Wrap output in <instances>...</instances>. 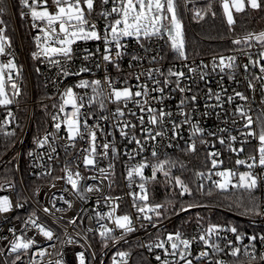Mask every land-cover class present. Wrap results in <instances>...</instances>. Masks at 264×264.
<instances>
[{"label": "built area", "instance_id": "built-area-1", "mask_svg": "<svg viewBox=\"0 0 264 264\" xmlns=\"http://www.w3.org/2000/svg\"><path fill=\"white\" fill-rule=\"evenodd\" d=\"M8 4L18 51L7 37L4 42L5 52L0 55V65L11 61L15 68L4 69L5 90L12 103L0 105V131L15 132L23 108H26V114L16 141L0 157V196L9 197L13 205L8 212L0 213V264H13L14 261L15 264H56L57 261L60 264H80L81 253L85 264H113L114 257L118 264H161L156 259L158 255L161 260H175L178 264H185L178 256L166 255L163 249L154 247L157 242L166 240L169 233L176 232H180L183 239L192 241L191 255L186 257L192 260V264H216V261H222L223 264H264V259H261L264 256V242L259 239L264 236V167L256 166L251 169L259 178L256 187L261 195L258 213L254 216H240L222 210L236 219L237 223L230 226L202 223L190 227L175 225L177 217L193 209L168 218H164L163 214L157 217L155 212L138 211L145 204L155 206L150 205L148 199L146 202L138 199L141 194L139 185L151 181L153 166L159 165L165 156L181 148L193 144L195 147L202 146L207 150L211 165L212 159L223 162L216 168L212 166L205 176V183L210 185L212 182L207 179L210 173H213V180H218L220 178L214 175L216 171H249L246 165H237V160L251 163L249 157L253 155L258 160V140L244 135L249 129L245 128V119L237 112V108L242 107L254 121L264 112V73L260 72V66L264 65V59L260 57L264 44L255 39L245 42L247 34L236 37L243 46L228 53L181 57L171 48L167 33H163L151 38L142 37L139 43L135 38L124 39L122 43L125 47L118 58L115 56V47L110 46L115 62L109 63L102 58L105 48L103 41H78L72 46V59L66 61L63 57H53L61 61L56 65L43 55V38L40 41L41 47L37 46L35 38L42 37V33L33 27L34 21L29 9L21 5L17 14L13 1L8 0ZM184 4L187 6L188 0H184ZM48 7L49 11H54L51 0ZM101 7L100 0H96L90 19L103 34L108 21L99 15ZM103 7L110 9L111 3ZM20 21L27 31L28 43L23 39ZM35 23L44 26L41 22ZM0 29L4 30L2 23ZM89 52L93 53L91 58L84 59ZM33 53H37V57L34 58ZM232 56L236 58L235 67L225 68L221 72L220 58L224 57L227 63V58ZM252 61H259V64ZM20 62L23 64V75L19 72ZM30 62L34 63L41 83L38 99L35 97ZM244 65H248V68L245 69ZM81 68L89 71L80 72ZM169 69L183 72L184 76H169ZM64 70L70 74L65 75ZM9 75L11 80H8ZM137 76L139 80L136 79ZM106 78L115 88H130L133 92L142 91L143 86L147 85L146 107L163 110L171 113V116H166L161 124H150V114L146 110L140 111L135 103L136 100L143 103L145 97H133L127 102V106L123 101L114 102L107 98L111 89L105 82ZM85 80L89 83L100 80L102 97H97L92 87L78 86ZM165 80L168 81L167 84ZM12 83L17 85L18 95L14 94ZM68 88H72L78 106L83 105L80 107L81 135L75 140L68 139L65 125L62 124L61 129L57 130L54 125L60 121L53 120L54 116L63 118L64 114L59 109L63 104V93ZM160 88L163 92L158 90ZM179 88H184L185 91L181 92ZM237 92L242 93L247 100H241L236 96ZM217 95L219 100L216 99ZM193 96L196 97L195 100H192ZM229 97H232L231 101ZM181 100L185 101L184 105L180 104ZM117 108L124 112L123 116L117 114ZM37 110L45 121L44 126L39 125L34 129ZM65 111L72 118L71 105H67ZM181 112L186 114L187 122ZM141 116L144 117L143 124L139 120ZM85 121L87 128L84 127ZM125 123L135 127H125ZM174 125H180L175 132ZM89 128L96 131V163L86 166L83 161L89 155L91 146ZM195 128L201 131L195 132ZM252 128L259 131L256 123H253ZM144 129H149L153 136L157 132L162 135L153 140ZM122 131L127 135H122ZM46 135L49 142L40 147L38 141ZM233 136L236 137L235 141L231 140ZM221 139L224 143L220 142ZM136 140L140 141L139 145ZM105 143L109 144L107 155H103L105 149L102 146ZM241 148L243 151H239ZM153 151L156 156L152 155ZM210 153L219 155L210 156ZM141 163L148 165L143 169L145 179L142 180L135 174L129 179V170ZM65 169L73 174L79 172V193L68 183ZM100 169L105 171L102 173ZM88 187H92L93 191H87ZM45 208L49 211L45 212ZM113 209V218L124 215L131 218L134 231L125 232L116 228L107 217V213ZM159 211L161 212L160 209ZM32 220L51 230L54 233L53 239L44 237L32 224ZM73 220L75 223L70 222ZM101 225L114 229L112 238L106 240L100 236ZM212 225H218L222 229H237V233L225 230L210 238L206 236L212 243L219 244L223 251L216 252L199 239ZM237 234L243 237L242 241L236 240ZM252 236L257 239L250 241L249 237ZM17 237L25 241L32 239L35 243L28 250L21 249L13 253L11 246ZM69 240L72 242L69 243ZM229 241H232L233 246L241 248L240 255H230ZM245 246L249 253H254L255 259L245 254ZM166 247L169 246L166 244ZM41 250H46V254L40 256ZM202 251H207L209 255L200 257ZM118 252L128 255L122 260L116 255ZM17 256H20L19 260L16 259Z\"/></svg>", "mask_w": 264, "mask_h": 264}, {"label": "snow or ice", "instance_id": "snow-or-ice-1", "mask_svg": "<svg viewBox=\"0 0 264 264\" xmlns=\"http://www.w3.org/2000/svg\"><path fill=\"white\" fill-rule=\"evenodd\" d=\"M52 4L54 5V11H49L48 3L49 0H20V3L29 9V14L34 21L33 27L38 28L39 31L42 33L41 36H37L35 39L37 41V46L41 47L40 41L43 38V46L42 52L46 59H49L51 63L59 65L61 61L59 59H53V57H63L66 61H70L73 56V48L72 46L77 43V41H103L105 44L103 60L109 63H114V58L112 55V47H115V56L118 58L121 56V50L125 47L122 41L126 38H135L139 43L141 38H151L153 36H160L163 33H167L168 39L171 42V48L178 52L181 57L185 56L184 53V40H183V26L179 18L177 17L176 12V3L175 0H100L101 10L99 15L102 16L108 23L105 26L103 34L99 30H97L96 24L90 19L91 14L94 11L96 0H51ZM2 3V0H0ZM111 3V8H105L104 5H108ZM221 7L223 9V13L227 18V22L229 25H232L235 21L233 19V10L235 12H243L246 7H250L252 9H259L261 7L260 0H221ZM5 9L0 7V14H3ZM214 14V13H213ZM196 16H200V12H196ZM113 17V19H109ZM41 22L44 26L41 27ZM167 22V23H166ZM2 23V21H0ZM6 37L4 35L3 29H0V55H3L5 52L4 42L6 41ZM255 39L256 41L264 44V32H260L259 34H249L245 37V42ZM233 43L240 44L241 40L237 39L234 40ZM99 51V49H97ZM37 53H33L34 58L37 57ZM93 53H87L84 59H90ZM261 59H264V51L260 53ZM133 59H137V57H133ZM155 60V57H153ZM235 57H228L227 63L225 62V58L221 57L219 60V67L220 71L223 72L225 68L232 69L235 67ZM254 64H259V61H252ZM216 65H214L215 67ZM245 69L248 68V65H244ZM15 65L9 61L8 64L0 65V105H8L12 103V100L8 97V93L5 90V76H4V69H13ZM89 71L87 68H81L80 72ZM260 72L264 73V65L260 66ZM65 75H69L70 73L67 70H64ZM151 75V72L149 73ZM169 76H176L178 78L183 77V72H174L169 69L168 72ZM139 80V76L136 77ZM8 80H11V76H8ZM105 82L107 83L108 87L111 91L108 94V99L114 100V102H125V106H127V102L132 100L133 97H145L143 103L140 100H136L135 103L139 106L140 111H147L149 115L148 122L152 125L161 124L164 122V118L166 116H171V113H166L163 110H157L152 107H146L148 105V90L147 85L143 86L142 91L133 92L130 88H123L117 89L113 86L112 82L106 78ZM168 81L165 80V84ZM79 87H92L93 92L96 93L97 97H102V88H101V81L94 80L89 83V81H82ZM177 86L179 87V79L177 80ZM252 85L250 84V87ZM11 88L14 90V94H19V89L15 83L11 84ZM157 89H153L156 91ZM159 91L163 92V89H158ZM181 92H184V88H179ZM236 96H238L241 100H247L242 93L237 92ZM63 104L60 106V113H63V118L59 116H54L53 120H57L60 122L55 123L54 127L59 130L61 129L62 124L66 126L68 132V139L75 140L77 136L81 135L80 128H81V120H80V107L83 105L80 104L78 106L77 99L72 88H68L62 96ZM155 99V97H153ZM196 97L193 96L192 100H195ZM217 100L220 99L219 95L216 97ZM229 101L232 100V97L228 98ZM101 107H103V99L100 101ZM181 105L185 104L184 100L180 101ZM67 105H71L73 109L72 118H69L68 113L65 111V107ZM237 112L241 115L242 118L245 119V128L249 129L245 136L252 137L258 140V160L257 156L253 155L249 157L251 163L245 160H237V165H246L249 171L246 172H235L231 169H225L222 171H216L214 173L215 176L219 177L218 180H213L212 175L210 173L207 177L212 182V185L215 189L222 193H228L233 189L242 190L241 191V198L243 197L244 193H247L249 200H254L252 196L253 191L256 189L258 184V177L253 174L251 169L256 166L264 167V112L258 115L253 120L251 115H248L247 112L244 111L242 107L237 108ZM117 114L119 116H123L124 112L117 108ZM135 115V113H132ZM181 115H185V122H187V116L185 113L181 112ZM11 116V113H9ZM102 119H106V117H102ZM140 123H144V117H139ZM253 123H256L259 127V131L257 132L255 129L252 128ZM125 127H135V125H131L129 123H125ZM84 127L87 128V122L85 121ZM98 127V125H97ZM180 125H174L173 131L179 128ZM145 132L148 133V137L151 139H155L156 136L162 135L161 132H157L155 136L151 134L149 129H144ZM201 129L195 128V132H200ZM122 135H127L125 132H121ZM88 135L90 137L91 146L89 149V155L84 157V164L88 165H95L96 161L94 159L96 153V131L94 129H88ZM135 139V137H133ZM231 140L235 141L236 137H231ZM49 142V137L46 135L43 139L38 141V145L43 147L46 143ZM224 143L223 139L220 141ZM136 143L139 145L140 141L136 140ZM103 149L105 152L103 155H107V149L109 148V144H103ZM114 150V149H113ZM189 151H195V145H190L188 148ZM236 151V149H232ZM55 151V149H53ZM239 151H243L241 148ZM153 156H156V152L153 151ZM210 156H218V153H210ZM168 161H162L159 165L153 166V174L151 179L155 180L157 171H164V167L168 164ZM213 168H216L219 164H222V161H218L216 159H212L211 161ZM148 165L145 163H141L128 172L129 179L132 178L133 174L140 176L142 180H144L143 176V169ZM67 173V181L71 184L72 189L76 190L79 193L78 181L80 179L79 172L73 174L71 171L65 169ZM103 173L105 170L100 169ZM164 175L167 176L168 172H164ZM198 176H203V173H198ZM75 176V178H74ZM175 183L178 185L182 190L180 195L183 196L184 194H191V190L188 188L187 185L180 180L179 177L175 178ZM141 189V194L138 196L140 201H147V189L145 188V184L141 183L139 185ZM203 188V185H201ZM99 190V189H96ZM87 191H93L92 187H88ZM211 194V192H209ZM65 203H69L65 201ZM12 202L10 201L9 197L7 196H0V213H6L12 208ZM69 203V207H70ZM163 205H155L149 207L145 204L144 207H139L138 211L144 213L145 211L148 212H155L157 217L161 216L162 213L159 209H162ZM193 207V205H189L188 208ZM258 207V206H257ZM187 208H182L181 211H187ZM45 212L49 210L47 208L44 209ZM59 211V209H58ZM115 209L113 211L107 213V217L111 220L116 228L122 229L125 232H132L134 231L132 227V220L128 215L124 216H115L113 218ZM103 219V217H101ZM147 219H151V217H146ZM34 226H36L40 233L48 240H52L54 233L45 228L42 225L36 223L35 220L31 221ZM71 223H75V221H70ZM100 236L102 238L110 239L111 233L114 231L113 228H109L105 225H101ZM231 231L232 233H237V229L235 227H231L229 229H222L218 225H212L207 229L205 235H201L199 239L204 242V244L208 247H211L214 251L220 252L223 249L220 248L219 244L212 243L209 239L213 234L219 235L220 231ZM209 237V238H206ZM243 237L240 234L236 235V240L242 241ZM257 239L256 236L249 237L250 241H255ZM261 242H264V236L259 237ZM69 243L72 241L69 240ZM35 241L32 239L23 240L20 237H17L16 241L12 243L11 251L13 253L18 252L19 250H28L30 247L34 245ZM166 244L170 247H166ZM191 244L192 241L188 239H183L180 232L176 233H169L166 237V240H161L157 242L154 247L163 249L166 255L179 257V260L184 261L185 264H192V260L187 259L188 255H191ZM107 246V245H105ZM228 246L231 248V253L233 257L240 255L241 248L233 246L232 241L228 242ZM150 248L152 246H149ZM254 249V244L252 245ZM46 254V250H41L39 252L40 256ZM245 254L249 255L250 258L255 259L254 253H249L247 251V246H245ZM122 260L128 254L125 252H118L116 254ZM200 257H206L209 255L207 251H202ZM17 260L20 259V256L16 257ZM158 261H161V264H178L177 261H169V260H161V257L158 255L156 256ZM264 259V256L261 257ZM79 261L80 264H85V258L83 253L79 254ZM15 264V261L13 262ZM56 264H60V261H57ZM113 264H118L115 257L113 258ZM216 264H223L222 261H216Z\"/></svg>", "mask_w": 264, "mask_h": 264}, {"label": "trees", "instance_id": "trees-1", "mask_svg": "<svg viewBox=\"0 0 264 264\" xmlns=\"http://www.w3.org/2000/svg\"><path fill=\"white\" fill-rule=\"evenodd\" d=\"M14 8L19 14L21 9L20 0H12ZM261 7L252 9L246 7L243 12H236L234 23L229 25L221 7V2L216 0H188V5L184 0H177V15L184 24L185 56L198 57L206 55H219L228 53L234 49L242 47L243 44L233 43L236 37L264 32V0H260ZM0 7L5 9L0 14V21L4 25V35L9 38L12 45L18 51V44L15 35L14 25L10 14L8 0H2ZM200 16H196V12ZM214 13V14H213ZM22 26V36L28 43V34ZM28 46V45H27ZM27 50H29L27 48ZM33 74L35 97L40 98L41 83L35 72L34 63L30 62ZM20 75H23V64L19 63ZM26 92V90H25ZM24 92V93H25ZM26 96L23 97L25 99ZM20 112V122L16 131H0V157H2L16 141V138L24 122V110ZM44 116L40 111H36L34 129L39 125L44 126ZM189 147L167 155L163 161L169 163L165 165L164 172H157L155 180L147 182L146 189L148 203L150 205H163L161 210L164 218L175 216L182 208L193 209L184 212L175 221V225L190 227L197 224H221L230 226L237 223L236 219L224 213L225 210L231 214L240 216H254L258 213L261 203V195L258 189L252 193L254 200H249L247 193L241 198V191L233 189L228 193H222L213 185L205 183V176L211 171L212 165L208 160L207 150L202 146H196L195 151H189ZM203 173V176H198ZM179 177L191 190V194L180 195L181 188L176 185L175 178ZM198 178L202 183H198ZM203 185V188H201ZM211 192V194H209ZM189 205L193 207L188 208ZM258 206V207H257Z\"/></svg>", "mask_w": 264, "mask_h": 264}, {"label": "rangeland", "instance_id": "rangeland-1", "mask_svg": "<svg viewBox=\"0 0 264 264\" xmlns=\"http://www.w3.org/2000/svg\"><path fill=\"white\" fill-rule=\"evenodd\" d=\"M175 3H176V7H177V0H175ZM221 4V3H220ZM176 12H177V9H176ZM235 10H233V19H234V16H235ZM225 16V15H224ZM177 17H178V15H177ZM179 18V17H178ZM225 18H226V16H225ZM180 20V19H179ZM181 21V20H180ZM226 21H227V18H226ZM181 23H182V26H183V40H184V32H185V29H184V24H183V22L181 21ZM228 23V22H227ZM78 42V41H77ZM184 51H185V40H184ZM164 171H165V167H164Z\"/></svg>", "mask_w": 264, "mask_h": 264}, {"label": "water", "instance_id": "water-1", "mask_svg": "<svg viewBox=\"0 0 264 264\" xmlns=\"http://www.w3.org/2000/svg\"><path fill=\"white\" fill-rule=\"evenodd\" d=\"M198 183L201 184L202 183V180L200 178H198Z\"/></svg>", "mask_w": 264, "mask_h": 264}]
</instances>
